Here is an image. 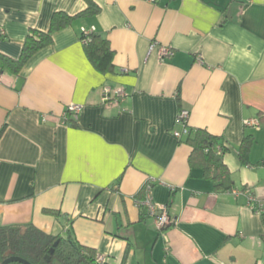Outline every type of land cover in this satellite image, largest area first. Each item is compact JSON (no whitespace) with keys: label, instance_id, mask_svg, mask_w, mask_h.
I'll return each mask as SVG.
<instances>
[{"label":"crops","instance_id":"1","mask_svg":"<svg viewBox=\"0 0 264 264\" xmlns=\"http://www.w3.org/2000/svg\"><path fill=\"white\" fill-rule=\"evenodd\" d=\"M57 12L73 20L51 44L18 74L0 68V227L71 238L93 264H264V0H0V56L19 58ZM82 30L110 64L88 58ZM104 88L125 96L105 103ZM180 110L191 138L220 139L230 190L173 136ZM148 181L164 229L137 207Z\"/></svg>","mask_w":264,"mask_h":264},{"label":"trees","instance_id":"2","mask_svg":"<svg viewBox=\"0 0 264 264\" xmlns=\"http://www.w3.org/2000/svg\"><path fill=\"white\" fill-rule=\"evenodd\" d=\"M98 8L93 3H88V7L84 14H96ZM73 18L64 13H54L50 19L49 30L45 33L39 31H31L27 35L21 50V54L17 59H11L0 56V68L6 69L13 74H18L24 64L31 58L33 54L42 48L51 44L52 36L55 32L68 26ZM85 39L80 35V40ZM84 45L88 58L96 66H105L110 64L112 53L106 39L92 32L87 38ZM74 123L71 122V125ZM3 130L0 131V134ZM192 131L186 136V143L192 147L193 154L196 153L202 158L206 172L211 177L214 186L219 190H230L231 180L229 173L222 163V156L226 149L220 142V139L209 135L205 131L197 130L191 138ZM250 146L249 136L243 138L239 149V156L245 161ZM217 148L221 150V154L217 153ZM164 229V228H163ZM57 242L50 261L46 262L45 258L49 255L53 245ZM83 252H89L74 242L71 238L61 239L45 234L33 225H15L0 227V264L8 258L17 257L29 264H53L55 261L61 264H93V257L88 253L87 258L83 257ZM90 257V258H89ZM15 264V263H12Z\"/></svg>","mask_w":264,"mask_h":264},{"label":"built area","instance_id":"3","mask_svg":"<svg viewBox=\"0 0 264 264\" xmlns=\"http://www.w3.org/2000/svg\"><path fill=\"white\" fill-rule=\"evenodd\" d=\"M152 3L156 2V0H150ZM91 31H85L82 30L80 35H83L85 37V39H83L81 42L83 44H85L87 42V37L91 34ZM155 45H152L150 47V50L154 49ZM173 55L172 51L169 50L166 47H159V57L161 59L164 58H169ZM125 96L123 91L120 90H116V91H112L108 88H104L103 89V97H104V101L105 103L107 102H117V99H121ZM82 110L81 106L78 105H69L66 107L65 110V115H64V120L65 123H71V122H75L80 114ZM43 120H45V117L42 118ZM70 119V120H69ZM69 120V121H68ZM188 120H189V113L187 111L184 110H180L178 112V115L176 117V121H175V126L178 129H175L173 131V136L177 139H181L183 137L188 136L189 134V127H188ZM245 126H253L254 128L258 129L259 125L257 122L255 121H245L244 122ZM217 153L221 154V150L219 148H217ZM142 197L139 200H136V204L137 207L139 209H145L146 214L153 219V221L155 222V224L157 225V227L159 229H163L165 228L167 225H169L171 223L167 212H166V207L165 206H158L156 204L153 203L152 201V181H148L147 183H145V185L143 186L142 190ZM249 201H253L254 199L253 197H249ZM255 214L258 216H263L264 213L261 211V208H259L258 210L255 211ZM262 241L264 244V219H263V233H262ZM98 264L103 263V259L102 258H98L96 261Z\"/></svg>","mask_w":264,"mask_h":264},{"label":"water","instance_id":"4","mask_svg":"<svg viewBox=\"0 0 264 264\" xmlns=\"http://www.w3.org/2000/svg\"><path fill=\"white\" fill-rule=\"evenodd\" d=\"M56 246H57V242L53 245V248L50 250L49 255L46 256V258H45L46 262L50 261V255H52L53 250H54V248ZM12 263H15V264H29L26 261H24V260H22L20 258H17V257L8 258L5 261H3L1 264H12Z\"/></svg>","mask_w":264,"mask_h":264},{"label":"rangeland","instance_id":"5","mask_svg":"<svg viewBox=\"0 0 264 264\" xmlns=\"http://www.w3.org/2000/svg\"><path fill=\"white\" fill-rule=\"evenodd\" d=\"M53 264H61V263H59V262L55 261Z\"/></svg>","mask_w":264,"mask_h":264}]
</instances>
